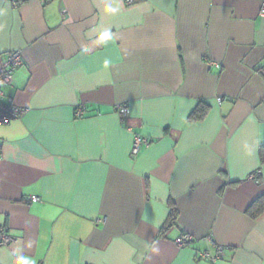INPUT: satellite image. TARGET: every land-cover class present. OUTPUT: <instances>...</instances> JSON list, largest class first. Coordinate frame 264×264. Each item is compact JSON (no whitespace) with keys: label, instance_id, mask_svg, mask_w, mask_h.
<instances>
[{"label":"crops","instance_id":"obj_1","mask_svg":"<svg viewBox=\"0 0 264 264\" xmlns=\"http://www.w3.org/2000/svg\"><path fill=\"white\" fill-rule=\"evenodd\" d=\"M258 8L0 0V65L22 57L4 91L26 108L0 124V264H264V212L246 213L264 194Z\"/></svg>","mask_w":264,"mask_h":264},{"label":"built area","instance_id":"obj_2","mask_svg":"<svg viewBox=\"0 0 264 264\" xmlns=\"http://www.w3.org/2000/svg\"><path fill=\"white\" fill-rule=\"evenodd\" d=\"M133 0H126L127 3H132ZM259 3L258 13L261 16H264V0H257ZM22 63V57L19 50H13L8 53L5 60L0 65V124H8L18 117H20L25 111L26 108L18 106L12 97V95L6 94L4 87L10 86L13 78V71L17 66ZM217 66V64H216ZM264 71V67H263ZM114 109L118 114L126 115L128 113V106L124 103H117L114 105ZM75 114H82V107L78 105L75 108ZM147 138L141 134H135L132 144H131V153L134 155L138 152L141 145L147 143ZM251 177L255 176V173H251ZM38 197L33 196L31 200L35 201ZM190 235H183L178 240L179 245H184L191 240ZM13 238L8 235L4 228L0 229V246L5 245L11 242ZM223 255V247L217 246L214 252L210 250L204 251L200 254V257L205 259H210L214 261L216 258Z\"/></svg>","mask_w":264,"mask_h":264},{"label":"trees","instance_id":"obj_3","mask_svg":"<svg viewBox=\"0 0 264 264\" xmlns=\"http://www.w3.org/2000/svg\"><path fill=\"white\" fill-rule=\"evenodd\" d=\"M193 115L191 116L192 118L198 116L196 114H194V112L192 113ZM259 159L260 162L262 164H264V145H260L259 146ZM169 213H168V217L167 220L164 224L163 229L165 228H169L173 225L176 224L177 221V208L174 205V203H172V201H169ZM264 212V194L259 195L257 198H255L246 208V213L251 217V218H256L258 217L261 213Z\"/></svg>","mask_w":264,"mask_h":264},{"label":"clouds","instance_id":"obj_4","mask_svg":"<svg viewBox=\"0 0 264 264\" xmlns=\"http://www.w3.org/2000/svg\"><path fill=\"white\" fill-rule=\"evenodd\" d=\"M107 10H108V11H114V9H110V8H108Z\"/></svg>","mask_w":264,"mask_h":264}]
</instances>
